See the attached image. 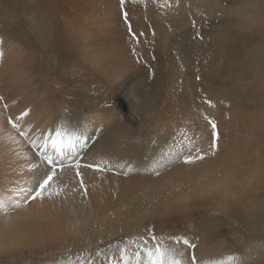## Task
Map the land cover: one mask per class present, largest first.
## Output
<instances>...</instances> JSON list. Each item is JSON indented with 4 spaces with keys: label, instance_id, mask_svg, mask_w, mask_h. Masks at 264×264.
<instances>
[{
    "label": "bare ground",
    "instance_id": "obj_1",
    "mask_svg": "<svg viewBox=\"0 0 264 264\" xmlns=\"http://www.w3.org/2000/svg\"><path fill=\"white\" fill-rule=\"evenodd\" d=\"M142 1L124 0V4L139 5L138 3ZM145 1L161 5L163 10L157 9L154 14L159 16L164 12L162 16L165 14L168 20L174 18L172 12L174 8L178 10L182 4V9L185 8V11L197 8L196 5L186 6V0ZM76 2L78 1L70 0L61 9L63 16L65 14L70 16L66 19V24L69 25L67 30L71 33L74 29L80 30L78 37L75 34V42L70 40L68 43L73 46L72 50L80 55L81 60L91 61L92 69L101 77L104 86L112 88L97 91L91 97L83 93V90L78 93L71 90L75 92L74 100L68 102L65 95L69 89L62 87L60 82L51 80L46 74V78L43 75L37 78L39 74L35 66L41 62L35 61L36 50L37 52L46 50L48 44L47 49L52 48L54 51L55 62L60 61L65 54L64 40L60 39V33L54 31V19L56 20L55 16L60 13L59 11L50 12L49 15L54 19H49V16L47 17L49 20L42 17L29 18L32 23L24 31L25 37L21 31L16 34L8 32L19 30L21 26V24H13V19L11 23L4 25L0 22V98H2L0 99V198L5 200L7 207L15 209L3 213L0 217V254L8 258V264H62L68 257L75 260L77 256L89 261L90 264H108L106 256L110 257L117 246H124L142 235H147V230L151 229L156 235L169 233L185 235L197 245L196 249L189 250L190 253L196 255L203 264H218L220 261L229 264L227 258L230 255L242 257L246 264H264L262 144L259 136L256 135L255 141L259 148L258 152L256 151V160L249 164L251 159L249 158L250 161L247 159L248 168L244 173H240L237 163L243 169L245 162L239 161L238 153H234L236 150L234 143L244 136L245 126L243 127L242 122L246 118H243L239 104L232 101L231 104L226 103L224 97L222 99L213 95L210 87L214 80L210 82L209 79L213 74L210 73L211 76L208 77L204 75L205 73L201 75L203 71L208 72L205 69L207 64L204 61L202 63L199 52L203 50V46L200 48L199 43L201 40L204 42L205 36L204 39L201 36L199 42L197 26L196 29H192L184 24L178 25L184 27L182 31L180 30L183 36L175 37L182 41L178 46L175 44L177 46L175 55H182L189 61L188 68L180 70V72L186 71L184 77L188 78V81L183 82L185 89L180 87L179 91L183 90L181 93H185L188 100L186 102L182 100L183 105V102L177 103L178 105L173 104L171 97L176 93L173 85L176 79L175 70L162 62L160 66L165 74L162 90L158 105L152 108L149 88L140 89L141 91L135 92L136 94L129 91L130 97L127 98L124 92L127 78L122 77L128 74L126 77L132 82H135L133 78L141 74L154 77L155 69L159 64L156 61L158 58L155 60L153 48L149 56H145L146 60L143 59L136 66V60L132 56L133 49L128 45L132 38L127 40L131 32H135L136 29L134 25L132 27V22L127 26L125 18L129 17L120 16L118 14L120 10L114 13L110 10L95 15L92 13L94 16L89 14L81 17V15L78 23L79 20L72 14L77 11L76 8H79ZM111 3L121 5L120 0H111ZM200 5L197 6L201 7ZM198 8L193 10L198 11ZM190 12L194 13L191 10ZM184 14L186 16V13ZM189 15L192 14L188 12L187 16ZM147 17H150L149 14ZM147 21H150L147 29L154 30L155 22ZM75 23L76 27L72 26ZM119 32L123 42L116 43ZM127 32L131 34L128 35ZM45 36L48 37V41L41 42ZM137 38L138 35L136 40ZM139 39L142 43L144 38L141 40L139 36ZM36 40L39 41L38 44ZM114 41L116 42L113 43ZM40 43H44L45 47L42 48ZM203 57L205 59V55ZM207 60L208 58L206 63L211 64ZM61 66L57 67L61 69ZM50 67H47L48 70ZM29 71H33L31 77ZM79 71L73 72L77 76L80 74ZM74 77L72 80L75 79ZM105 90L112 95L126 96L127 101L121 98L126 105V111L118 109L115 105V99L120 97L114 98L113 109L115 111L117 109L123 116L115 114L114 110H111L112 107L111 109L105 107L107 104L105 99L108 97L105 98ZM176 94L179 96V93ZM179 100L181 99L178 98ZM149 105L150 110L145 116L150 125L141 120L142 110ZM24 112H27V115L21 116ZM17 117H21L18 121L19 130L9 122L10 119L16 121ZM208 120L215 121L219 134L215 154L209 149L212 129ZM260 127L261 125L258 129H261ZM57 128L68 132L86 129L89 134L94 129L101 131L96 133L85 146H78L75 154L66 155L64 168L57 170L59 176L50 190L53 195L49 196L45 193L43 198L29 200L26 204L22 203L19 208H14V202L20 199V189L34 185L35 172L29 171L30 162L41 163L38 150L28 145L20 132H25L32 139L48 133L55 138ZM4 145L6 149H3ZM197 148L202 153L208 154L203 160H196L191 164L185 163L183 156L188 154L189 150L195 155ZM170 151L175 152L176 155L166 160L164 166L159 169V175L153 174L152 161H158L162 156L167 157ZM77 161L79 168L76 167ZM120 164L130 165L132 170L129 171L127 167L120 168ZM88 165L95 167L90 168ZM41 170H43L42 163ZM77 171L81 175H77ZM56 191L60 194L55 195ZM239 211L243 215H240L243 217V219L240 217V221L237 219ZM197 213L199 217L196 216ZM223 213L228 219V224L219 225L212 222L218 221ZM258 217H261L259 221L262 225L254 220ZM251 220L253 223L250 222ZM223 221L225 222L224 218ZM212 225H214L213 230ZM224 233L231 234L228 237L223 235ZM97 251L102 255L97 256Z\"/></svg>",
    "mask_w": 264,
    "mask_h": 264
},
{
    "label": "rangeland",
    "instance_id": "obj_2",
    "mask_svg": "<svg viewBox=\"0 0 264 264\" xmlns=\"http://www.w3.org/2000/svg\"><path fill=\"white\" fill-rule=\"evenodd\" d=\"M69 1L70 0H40V1L39 0L38 1L37 0H0V11H1L0 20H2L0 22L4 25L7 23H11L12 22L11 19H13V24H18V25L21 24V26H19V30L17 29V30L8 31V32L16 34V33L21 31V34L24 35V37L26 36L24 31L26 29H28L32 23V20H30V19H33V18L38 19L39 17H42L46 20V18L48 16H49V19H52L53 17L51 18V16L49 15L50 12H54V11L56 12V10L60 12V13L56 12L57 13L55 16L56 20L53 18L55 21V25L54 24H52V25H54L55 29L57 30L56 31L54 29L55 33H60V35H59L60 39L62 41L64 40L63 41V51L65 54H64L63 58H61L60 61L58 60L55 62L54 60L56 57L54 55V51L52 48L47 49L49 45L46 44V50L42 49V50L38 51L39 53L36 50L37 58L35 59V61L36 62L39 61L41 63L40 64L36 63L37 67L35 66V68L37 69L36 71H38L37 73L39 74L37 76V78H41L42 75L44 76V78H46L45 76L47 75V76H49L48 78H51V80L54 79V81L56 80L55 82H60V85L62 87H64L65 89H69L68 93L65 95L66 101H68V102L74 100V95H75L74 91H76L78 93V91L83 90L84 91L83 93L88 94V96L91 97V96H94V94L97 91L99 92V91H102L104 89H112L106 85L104 86L101 77L94 71V69H92L91 64H90L91 61L81 60L80 55L77 52H74L72 50L73 46H71L68 43L70 40L75 42V40H74L75 34L78 37L79 33H80L79 29H76V30L74 29L72 33L67 30V26H69V25L66 24V19H69L70 16L66 15V14L63 16L61 9L63 7H65L66 3H68ZM77 1L78 2H76V3L78 4L79 8H76L77 11H75L74 13H76V15H78V16H76L74 13H72V14L77 18V20H79V21H77L78 23H80V16L81 15H82L81 17L89 16V14H90V16H94L95 13L107 12L110 10H112V12L114 13V12H118V10H120V11L123 10L121 13H119L120 12L119 11L118 14L120 16L123 15L122 17H124L125 13H127V16H125V17H129V18L124 17L126 19L127 26H128V23H129V25H131V22H132V27L134 25V28L136 29L135 32L130 31L132 34L129 32V34H131V35H129L127 32V34L130 36V38H129V36L127 35L128 36L127 40L129 41L132 38L129 41L128 45H129V48L133 49V55L132 56L136 60V64H135L136 66H138V64L140 62H142L143 59L146 60L145 56L147 55V57H148L152 51L151 48H153L155 60L158 58V60H156V61H158V64H159V67L157 66V69H155V76L154 77L150 78L148 76V74H141V75L133 78L134 79L133 81H135V82L130 81V79L128 77H126V75H128V74H125V77H122V78H127L126 79L127 83L124 84V92H125L127 98L130 97L129 91H131L132 94H136V93L140 92L141 90H145V89L149 88L148 89L149 94L151 93L149 95V97L150 98L152 97L151 98L152 101L150 104V105H152V108H154L158 105V102L160 99V92L162 90V81H163V78L165 76V74L162 72L161 66H160V64H162V62L164 64H166L167 67H170L172 70H175L176 75H174V76L176 77V79L174 80L173 85L175 86V92L179 93L180 97L177 96L178 94L175 93L174 97L173 96L171 97L173 104L178 105V104L182 103L183 101L186 102L188 100L187 95H185V93L182 94L183 90L185 89V86H184L185 84L183 82L186 80L188 81V78L186 79L184 77L186 71L180 72V70L183 71V70L187 69L189 66V61L185 60L182 55H179V56L175 55V53H176L175 51L177 49V46L179 45V43H182L181 39H175V37H182L183 36L182 34H180V30L182 31V28L184 26L178 27L179 24L180 25L184 24L186 27H190L192 29L197 28L199 31V34L197 35L198 41L200 42V40L202 38L204 39V36H205V39H204L205 43L203 42V40H201V42L199 43L200 48H201V46H203L202 47L203 50L201 49L199 52H200V56L202 59V63L204 61L205 64H207L206 65L207 67H205V69H207V71H208V72L203 71V73L201 72L202 73L201 75L203 76V74L205 73L204 75H207V77H208V76H211L213 74L211 77H209L210 82H212L214 80L211 83L213 87L212 86L210 87V89H212V91H213V95L215 94L217 97L222 98V99L224 97V100L226 101V103L229 102L231 104V101H232L233 103H235L237 105L239 104L241 111H242L241 114L243 115V118L247 119V120L244 119V121L242 122V123H244L243 127L245 126L244 127L245 128L244 136L241 139L237 140L236 143H234V146L236 148L234 153H236V154L238 153L237 155L239 157V161L244 160L242 163L245 162V166L243 167V169H241L240 165H238V163H237L238 171L240 173H244L247 170V168H248V165H247L248 160L247 159L250 158L252 161L251 162L249 159V161H250L249 164H252L256 160V157H255L256 151L258 152V150H259L258 144L255 141L256 135L259 136L260 144H262L261 151H263L262 154H264V148H263L264 147V142H263L264 141V0H193V1L186 0L187 1L186 6L196 5V7L198 8L199 6H197V5L201 4L200 5L201 7H199L200 9L198 8V11H194V10H197V8L196 9L193 8L194 10L189 9V11L188 10L185 11L186 10L185 8L182 9V5H183L182 4L178 8V10L176 8H174V10L172 11L174 14V18L172 19V17H171L172 20L171 19L168 20L167 19L168 17H166L165 14H164L165 17L162 16V14L164 12H161L160 13L161 15L156 16L154 14L156 12H154V11H158L159 9L163 10L162 6L159 5L158 3H156V4H153L151 2L148 3V1H145V0L138 3L139 5H137V4L130 5V4H124V3H123V5H119V4L115 5V3H111V0L110 1L109 0H77ZM188 1H190V3ZM197 1H199V2L196 3ZM133 5H135V6H133ZM153 5H156L157 7H155ZM30 6H31V8H30ZM120 7H123V8H120ZM144 7H146V8H144ZM152 7H154V8L151 9ZM131 8H133V10ZM136 9H138V10H136ZM150 9L152 11H150ZM27 10H29V11H27ZM126 10H128V11H126ZM135 10H136V12H135ZM190 10L192 12H194L196 15L194 13H191ZM2 11H5V12H2ZM45 11L48 12V14H46ZM141 11L143 12V17H142ZM145 11H147V12H145ZM149 11L152 14H150ZM183 11H185V12H183ZM177 12L182 13V14H178ZM188 12L192 15L187 16ZM129 13H131V14H129ZM139 13L141 16L139 15ZM184 13H186V16ZM12 14H14V15H12ZM147 14H149L150 17H147ZM35 15H38V16H35ZM194 15H195V17L200 16V15L201 16H200V18H198V17L195 18ZM10 16L11 17L13 16V17L11 18ZM144 16L146 18H144ZM190 16H192V17H190ZM63 17L65 19H63ZM117 17H119V16H117ZM151 17L152 18L154 17V18L151 19ZM181 17H184V18L180 19ZM131 18H134V19L132 20ZM147 20H152L155 22V24H154L155 29L152 28L154 30L150 31V29H147L148 25H149L148 22H150ZM174 20H175V22H174ZM20 22H22V23H20ZM191 22H192V24H191ZM90 23L92 24V22H90ZM135 25L137 27H135ZM72 26L76 27V23H75V25L72 24ZM127 26H126V28H128ZM4 27L7 28L6 26H4ZM176 27H178V28H176ZM198 27H200V28H198ZM202 27L206 28L207 30L206 29L204 30ZM177 29H179V30H177ZM200 29L201 30L203 29L202 32ZM146 31L149 34L146 33ZM142 32H144V33H142ZM151 32H153V33H151ZM120 34H121V32H119V36L116 37L117 42L114 41L113 43L123 42ZM140 34H142L144 36H142ZM137 35H138V38L136 40ZM153 35H154V39H153ZM69 36H70V38H69ZM139 36H141V40L144 38L145 42L143 39V41L141 43ZM145 36H146V38H145ZM147 36H148V39H147ZM201 36H202V38H201ZM47 38L48 37L45 36L44 38L41 39V42H43V41L47 42L48 41ZM149 39H151V40L149 41ZM156 40H157V42H156ZM146 41L148 43H146ZM35 42H36V44L39 43L38 40H36ZM66 43L68 44V46ZM175 44H177V46ZM213 45H214V47H213ZM40 46H42V48H44L45 44L40 43ZM65 47L67 48V51H66ZM42 55H44V56H42ZM202 55L203 56L205 55V59ZM165 57H166V59H165ZM207 58H208L207 62H211V64L206 63ZM176 59H178V60H176ZM64 60H66V61H64ZM49 63H50V65H49ZM73 63H74V65H73ZM52 64L53 65L56 64V65L53 66ZM57 64H59V65H57ZM65 64H67V65H65ZM80 64H83V65H80ZM79 65H80V67H79ZM45 66H47V67L51 66V67L48 70V68L47 67L45 68ZM57 66H61V69ZM64 66H65V68H63ZM213 66H215L216 68ZM54 67H57L58 69L54 68ZM90 67H91V69H90ZM214 68H215V70H214ZM31 70H33V69H31ZM39 70L42 73H40ZM68 70L71 72H69ZM176 70H178V71H176ZM213 70L215 71V73ZM44 71H46V72H44ZM73 71L76 73H78V71H79L80 74H77V76H76V74H74ZM89 71L92 74H90ZM81 72H83V73H81ZM206 73H208V74H206ZM210 73H211V75H209ZM32 74H33V71H29L30 77L32 76ZM73 75H75V77ZM84 75H86V76H84ZM57 76L59 77V79ZM73 77L75 78L74 80H72ZM77 77H79V78H77ZM69 78L71 80H69ZM83 78H85V79H83ZM90 79H92V80H90ZM67 81H71V82L73 81L72 82L73 84L71 82H67ZM143 83H144V85H143ZM148 83L150 84V86ZM75 84L77 85L76 88H75V86H76ZM86 84H87V86H86ZM91 84H93V85H91ZM83 85H84V87H82ZM98 85H100V86H98ZM181 85L184 87H182ZM143 86H145L146 88ZM92 87H94V88H92ZM74 88L77 90H75ZM179 88L183 89V90L179 91ZM71 90H74V91L71 92ZM92 90L94 91V93ZM181 91H182V93H181ZM104 92H105V98H106V96H108L105 99V103H107V104H105L106 105L105 107H108L110 109L112 107L111 110H114L113 109V108H115L114 107V98L116 96H119V95H115V94L112 95L108 90H105ZM219 93H222L224 96L222 94H219ZM126 96H123V97L119 96V97L124 99V101H125V99L127 101ZM175 97H176V99H175ZM191 97L193 98V96H191ZM229 97H230V99H229ZM178 98H180L181 100L178 101ZM109 100H110V102H109ZM233 100H235L236 102H234ZM184 102L182 103V105L184 104ZM150 105L145 107V109L142 110L143 114L141 115V118H142L141 120L146 124H149V121L147 120L145 114H146V112H148L150 110V108H149ZM185 110H186V108H185ZM130 111H131V108H130ZM114 112L117 115L121 114V113H119V111L117 109H116V111L114 110ZM153 118H154V116H153ZM258 123H259V125H257ZM260 125H261L260 128L263 130L258 129V127ZM251 128H253V129H251ZM241 140H243V141L241 142ZM253 140H254V142H253ZM252 144H253V146H252ZM5 147L6 146L4 145L3 149ZM241 170H243V171H241ZM8 211H10V212L15 211V209H13L12 207H8ZM240 215L243 216L241 211H239L237 213V219H239V221L241 220V218L243 219V217H241ZM1 216H3V212H0V217ZM196 216L199 217V214L197 213ZM223 218H224L225 222L223 221ZM260 218L258 217V219L255 218L254 220L258 223ZM227 220L228 219L224 216V213H223V216H221L218 221H212V222H215V224L221 225V224H226V223L228 224ZM243 222H245V221H243ZM250 222L253 223L252 220ZM229 223L231 224V222H229ZM251 223H250V225H252ZM261 223L262 222H260V224ZM245 224H246V222H245ZM200 225L201 224H198V226H200ZM213 226L214 225L211 226L212 230H213ZM262 228L264 229V225ZM215 233H216V231H215ZM229 234H231V233H228V234L224 233L223 235H226V236L228 235V237H229L230 236ZM0 264H8V258L5 257L4 255H1V254H0Z\"/></svg>",
    "mask_w": 264,
    "mask_h": 264
},
{
    "label": "snow or ice",
    "instance_id": "obj_3",
    "mask_svg": "<svg viewBox=\"0 0 264 264\" xmlns=\"http://www.w3.org/2000/svg\"><path fill=\"white\" fill-rule=\"evenodd\" d=\"M120 3L123 5L124 0H120ZM125 16H127V13H125ZM26 115L27 112L21 114V116ZM20 119L21 117H17L16 121L10 119L9 122L19 130L18 121ZM208 123L212 129L209 149L212 154H215L219 140L217 125L213 120H208ZM100 131L101 129H94L89 134L86 129L68 132L57 128L55 130V138L52 137L51 133H48L41 134L35 139L28 137L25 132H20L25 137L26 143L38 150L39 161L43 164V170H41V163L30 162L29 171L35 172L33 176L34 185L30 188L20 189V199L14 202L13 207L19 208L22 203L26 204L29 200L43 198L45 193H48L49 196L53 195L50 190L59 176L57 170L64 168L66 155L75 154L78 146H85ZM207 154V152L202 153L199 148L196 149L195 155L189 150L188 154L183 156V161L191 164L196 160H203ZM175 155V152L170 151L167 157L162 156L160 160L152 161L151 171L153 174L159 175V169L164 166L166 160H170ZM76 167L79 168L78 161L76 162ZM88 167H95V165H88ZM119 167H127L129 171L132 170L131 166L126 164H120ZM76 174L81 175L79 171ZM81 183L83 182L81 181ZM54 194L59 195L60 193L56 191ZM0 212H8V207L3 198H0ZM196 248L197 245L187 239L185 235L172 233L156 235L153 230L148 229L147 235H142L124 246H117L116 251L110 257L106 256V260L108 264H203L196 255L191 254L189 251ZM96 255L100 256L102 253L97 251ZM227 259L229 264H246L242 257L230 255ZM62 264H90V262L77 256L75 260L68 257ZM218 264H224V261H220Z\"/></svg>",
    "mask_w": 264,
    "mask_h": 264
},
{
    "label": "water",
    "instance_id": "obj_4",
    "mask_svg": "<svg viewBox=\"0 0 264 264\" xmlns=\"http://www.w3.org/2000/svg\"><path fill=\"white\" fill-rule=\"evenodd\" d=\"M115 105H116V107H117L118 109H120V110H123V111H126V110H127L126 105H125V103L122 101L121 98H116V99H115ZM129 116H130V115H129Z\"/></svg>",
    "mask_w": 264,
    "mask_h": 264
}]
</instances>
